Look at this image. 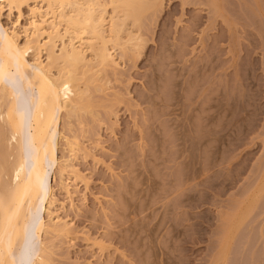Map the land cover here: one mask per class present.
Segmentation results:
<instances>
[{"label": "rangeland", "instance_id": "374dc122", "mask_svg": "<svg viewBox=\"0 0 264 264\" xmlns=\"http://www.w3.org/2000/svg\"><path fill=\"white\" fill-rule=\"evenodd\" d=\"M154 1L124 24L140 41L93 66L90 109L52 131L69 228L44 235L43 264H264V0ZM34 7L3 9L21 42Z\"/></svg>", "mask_w": 264, "mask_h": 264}, {"label": "bare ground", "instance_id": "6f19581e", "mask_svg": "<svg viewBox=\"0 0 264 264\" xmlns=\"http://www.w3.org/2000/svg\"><path fill=\"white\" fill-rule=\"evenodd\" d=\"M24 1L0 0V264L49 263L44 235L69 228L52 211L55 193L48 179L51 167L59 164L57 132L52 131L58 129L61 111L90 109L84 105L86 85L92 83L88 77L115 61L112 48L138 42L131 31L128 39L122 36L125 22L138 23L146 8L157 6L154 0H36L45 2L47 11L32 9L43 20L32 23L21 42L1 19L5 5L19 8ZM107 4L113 7L110 20ZM74 142L67 139L72 150ZM60 168L63 175L66 168ZM77 172L70 173L79 178ZM43 211L48 219H41ZM239 225L236 215L234 232Z\"/></svg>", "mask_w": 264, "mask_h": 264}]
</instances>
